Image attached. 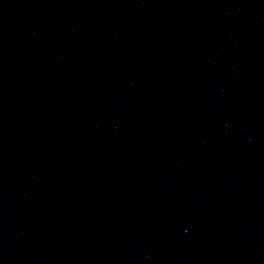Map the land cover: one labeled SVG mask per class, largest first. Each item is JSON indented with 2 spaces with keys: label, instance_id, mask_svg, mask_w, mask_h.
Here are the masks:
<instances>
[{
  "label": "water",
  "instance_id": "1",
  "mask_svg": "<svg viewBox=\"0 0 264 264\" xmlns=\"http://www.w3.org/2000/svg\"><path fill=\"white\" fill-rule=\"evenodd\" d=\"M108 0H0V249L71 69Z\"/></svg>",
  "mask_w": 264,
  "mask_h": 264
}]
</instances>
